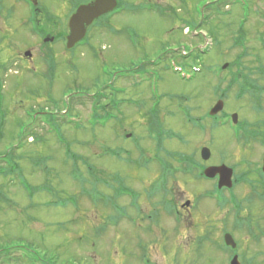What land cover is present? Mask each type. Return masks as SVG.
I'll use <instances>...</instances> for the list:
<instances>
[{
	"label": "rangeland",
	"instance_id": "rangeland-1",
	"mask_svg": "<svg viewBox=\"0 0 264 264\" xmlns=\"http://www.w3.org/2000/svg\"><path fill=\"white\" fill-rule=\"evenodd\" d=\"M74 1L39 0L49 14L31 17L25 1L0 0V260L264 264V0H120L127 10L69 50ZM98 100L117 118L92 128ZM234 114L256 140L222 125ZM223 164L249 182L224 191V208L203 178Z\"/></svg>",
	"mask_w": 264,
	"mask_h": 264
},
{
	"label": "water",
	"instance_id": "water-1",
	"mask_svg": "<svg viewBox=\"0 0 264 264\" xmlns=\"http://www.w3.org/2000/svg\"><path fill=\"white\" fill-rule=\"evenodd\" d=\"M33 5L38 6V0H29ZM118 2L116 0H95L93 3L80 6L76 13L71 17L69 24L70 27V35L67 39V48L72 49L76 46L77 43L81 42L87 33V27L91 26L97 19L101 18L104 15H107L113 12L117 8ZM54 39H46L45 42H53ZM31 52L28 51L25 53V57H30ZM227 65L222 67L226 69ZM223 102L220 101L211 111V115H217L219 112L223 110ZM234 123H237V115H233ZM211 158V151L205 148L202 150V159L204 161H208ZM264 170V168H263ZM205 176L209 179H214L217 176L220 177L219 180V189L224 187L231 188L232 187V178H233V170L226 167H210L206 169ZM225 241L228 246L232 248H236L237 244L231 235L225 236ZM232 264H239L237 258L231 262Z\"/></svg>",
	"mask_w": 264,
	"mask_h": 264
},
{
	"label": "trees",
	"instance_id": "trees-1",
	"mask_svg": "<svg viewBox=\"0 0 264 264\" xmlns=\"http://www.w3.org/2000/svg\"><path fill=\"white\" fill-rule=\"evenodd\" d=\"M89 1H91V0H76V1H74V7H73V11H75L76 9H77V7L79 6V5H81V4H83V3H86V2H89ZM120 1V0H119ZM123 2L122 1H120V5H119V8H121V9H123V8H125V6H124V4H122ZM30 6H32V5H30ZM34 8L32 7V14L34 15L35 13H34ZM125 10H127V8H125ZM39 13H43L44 15H47V14H49V12L47 13V12H45L44 10H40V11H38ZM112 16V15H111ZM110 19V16H104V17H102L101 19H99L97 22H95V25H94V27L95 26H98L100 29H104V28H106V23H107V21ZM94 27H92V28H94ZM239 39H240V43L242 42V40H243V38L240 36L239 37ZM198 58V57H197ZM237 66H238V68L241 70V71H244L245 69H243L242 67H240L241 66V64L239 65V62L236 64ZM238 69V71H240ZM243 69V70H242ZM246 77V81L243 79V85H242V89H244L245 91H247V92H249L250 94H251V96H253V97H256L257 96V87H255L256 85H255V81L253 80V79H251V78H249V76H245ZM238 80V79H237ZM240 80V79H239ZM244 81H245V83H244ZM247 82L248 83H250L248 86H247ZM232 83H237L236 81H234V82H232ZM241 87V86H240ZM247 88V89H246ZM225 97V96H224ZM102 100H98V101H96L95 103H94V107H95V114L96 115H98L99 114V111H98V109H97V105H102V104H100V102H101ZM102 106H104V107H101L99 110H103V111H106L107 110V107H106V104H104V105H102ZM99 107V106H98ZM244 124V125H243ZM249 128L251 129V130H249ZM239 129H241V130H243V135H242V138L240 137L241 136V134H240V132L237 130L236 131V137L237 138H239V140H240V138H241V140L240 141H244L245 139L248 141L249 139H255L256 137H257V135H258V133H257V128H251L250 126H249V124H246V123H240L239 124ZM259 134H261V133H259ZM246 141V142H247ZM7 156V155H6ZM190 161H192V162H190ZM189 162L191 163V165L193 164V165H195V161H193V160H189ZM195 166H197L198 168H199V164L196 162V165ZM16 168L17 169H19V170H21L20 169V166H18L17 164H14L11 168H7L8 169V171H10V173H13L14 172V170H16ZM2 170V168H0V171ZM0 174H1V172H0ZM45 186L46 185H44V188L42 189V191H44V189H45ZM45 192V191H44ZM65 207H67L66 205H64ZM10 255V254H9ZM9 255H8V257H9ZM35 257L33 258V259H30V262H29V264H50V263H48V262H45V260H43L42 259V257L40 256V255H34ZM47 256V255H46ZM46 256H45V258H46ZM4 258V259H1L0 260V264H11L12 262L10 261L11 259L10 258ZM0 258H3L2 256H0ZM20 260V259H19ZM29 260V257L28 258H25L23 261L24 262H27ZM26 264V263H25Z\"/></svg>",
	"mask_w": 264,
	"mask_h": 264
},
{
	"label": "flooded vegetation",
	"instance_id": "flooded-vegetation-1",
	"mask_svg": "<svg viewBox=\"0 0 264 264\" xmlns=\"http://www.w3.org/2000/svg\"><path fill=\"white\" fill-rule=\"evenodd\" d=\"M30 60V59H29ZM30 61H32V59L30 60ZM85 92H83V91H80V94H84ZM158 107H159V105H158ZM116 108H115V110L113 111V113L111 114V115H113V118L115 119L116 118ZM260 111V110H259ZM158 112V111H157ZM152 118H154V117H152ZM157 126L159 127V125L157 124ZM261 169V168H260ZM260 171H262V169L260 170ZM192 172H190L189 174H191ZM258 178H259V180H261L262 182L264 181V174L263 175H261V174H258ZM263 185V184H262ZM263 192H264V185H263ZM191 206H189V208H190ZM255 229V228H254ZM256 239H257V237H256ZM225 248V247H224ZM226 250H228L227 248H225ZM236 254H234V255H232V258H230L229 257V259H227L228 260V264H231V260L233 259V257L235 256ZM240 259V255L238 254V260ZM239 263H240V260H239ZM240 264H242V263H240Z\"/></svg>",
	"mask_w": 264,
	"mask_h": 264
}]
</instances>
